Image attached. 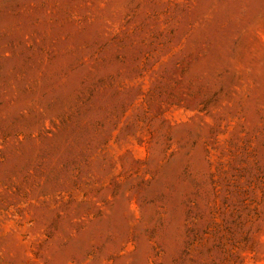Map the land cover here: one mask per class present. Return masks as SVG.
<instances>
[{
	"label": "rangeland",
	"instance_id": "rangeland-1",
	"mask_svg": "<svg viewBox=\"0 0 264 264\" xmlns=\"http://www.w3.org/2000/svg\"><path fill=\"white\" fill-rule=\"evenodd\" d=\"M0 264H264V0H0Z\"/></svg>",
	"mask_w": 264,
	"mask_h": 264
}]
</instances>
